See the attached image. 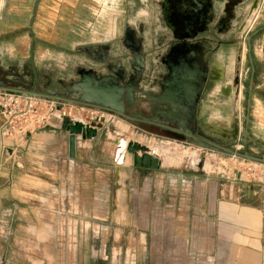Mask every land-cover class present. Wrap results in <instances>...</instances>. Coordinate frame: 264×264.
<instances>
[{
    "label": "crops",
    "instance_id": "obj_1",
    "mask_svg": "<svg viewBox=\"0 0 264 264\" xmlns=\"http://www.w3.org/2000/svg\"><path fill=\"white\" fill-rule=\"evenodd\" d=\"M176 1L0 0V67L27 66L39 76L49 71L52 77L47 85L56 89L58 80H73L83 67H103L105 62L97 55L105 53L114 62L129 54L124 43L126 25L137 32L143 29V42L146 40L148 49L156 48L160 63L174 32L181 30L182 15ZM254 2L246 0L244 12ZM212 4L208 28L197 29L195 40L213 42V51L202 60L215 65L214 84L201 101L199 118L215 123L230 118L239 22L224 27L222 2L214 0ZM240 77L237 110L249 114V130L256 135V113L264 110V0H259L257 14L244 32ZM45 81L41 78L36 86L41 89ZM66 125L64 119L56 118L53 130H37L15 138L18 141L10 145L5 143L8 158L21 163L23 179L39 185L24 184L21 190L23 199L29 198L27 203L22 200V213L38 217L37 223L30 221L28 225L43 232L61 231L60 245L77 247L89 242L86 235L94 227L101 232L114 230L115 215L120 222L118 238L96 243L105 248L106 257L124 251L125 234L133 230L143 238L141 248L152 247L151 264H161L164 254L158 253L163 248L167 264L173 257L182 264H263L264 169L262 180H244L184 171L174 175L163 169V164L158 170L135 168L129 154L118 163L116 147L112 153L100 152L101 141L111 135L108 122L98 124L102 134L96 139L78 136L76 157L70 159ZM199 167L204 170L201 163ZM94 173L97 178L92 177ZM98 183L106 191L94 189ZM176 192L181 196L179 201L177 195L172 196ZM35 196L37 203L30 201ZM16 197L14 191L9 195L11 205L19 202ZM79 231L85 239L78 238ZM107 261L104 258L101 263Z\"/></svg>",
    "mask_w": 264,
    "mask_h": 264
},
{
    "label": "water",
    "instance_id": "obj_2",
    "mask_svg": "<svg viewBox=\"0 0 264 264\" xmlns=\"http://www.w3.org/2000/svg\"><path fill=\"white\" fill-rule=\"evenodd\" d=\"M177 1L180 8L176 9L182 15L181 30L174 32V39L167 45V55L160 58V63L166 68L165 72L161 71L159 56L155 54L156 48L149 50L145 44L146 40L143 42L146 38V35L143 36V29L140 27L137 32L126 25L124 43L129 47V54L118 57L114 62L108 60L105 53L97 55L96 57L105 62L103 67H83L76 72L77 76L73 80H58L59 88L56 89L47 85L52 77L49 71L39 76L35 69L27 66H10L6 69L0 67V91L45 98L57 102L58 107L62 104H73L95 108L125 121L139 123L141 128L165 130L210 151L234 155L264 165V155L237 150L235 147V143L244 145L248 142L264 147V143L249 130V114L237 110L242 91L240 65L244 32L257 14L259 0H255L246 13L242 9L246 0H220L225 14L222 18L224 27H231L232 22L237 21L239 25L235 35L237 50L231 87L230 118L215 123L199 118L201 101L214 84L215 65L202 60L204 55L213 51V42L195 40L197 29L208 28L214 0ZM249 40L250 37L246 38L248 44ZM41 78L46 81L42 88L38 89L36 83H39ZM249 90L251 91V85ZM141 105L148 112H143ZM134 108L139 111L131 114L126 112L127 109ZM241 121L244 122L243 127ZM100 128L99 125L84 122L79 118L68 122V157H76L78 136L83 139H96L102 134ZM53 129V126L48 125L39 131ZM127 154L131 155L135 168H161V157L135 140L128 141L123 152L116 150L118 163H123Z\"/></svg>",
    "mask_w": 264,
    "mask_h": 264
},
{
    "label": "rangeland",
    "instance_id": "obj_3",
    "mask_svg": "<svg viewBox=\"0 0 264 264\" xmlns=\"http://www.w3.org/2000/svg\"><path fill=\"white\" fill-rule=\"evenodd\" d=\"M246 13V12H245ZM242 58V55H241ZM243 95V94H242ZM245 97V94H244ZM141 105L143 112H148ZM255 132L256 136L264 143V110H257ZM79 119L84 122H94L97 125L104 122L109 123L110 134L108 138H103L100 145V152L102 154L115 151V140L117 138H124L127 141L138 140L139 143L148 146L151 151L156 147H160L161 159L163 169L169 170L170 173L177 175L178 172L184 171L187 174H210L215 176H223L225 178H243L244 180H262L264 165L247 160H243L234 155L217 153L208 149L199 147L189 143L185 138L176 137L166 134L161 130H154L150 127H140L139 123H131L118 118L108 112L97 109L78 110ZM98 117L100 122L96 121ZM64 122L68 120L64 118ZM259 122V124H258ZM119 124L125 125L127 130L121 132ZM107 125V124H106ZM138 126L140 129H136ZM244 122L241 121V127ZM252 131V132H253ZM119 133L116 136L115 133ZM13 141H18L15 138L5 140V143L11 144ZM20 141V140H19ZM237 150L248 151L258 155H264V147L261 144L248 142L247 144L235 143ZM158 153V152H157ZM115 158V156H114ZM13 161L8 158L6 149L2 150L0 157V264H102L101 260L107 258V264H151L148 262V257L153 251L152 247H140L141 235L139 232L133 230L126 232V247L124 251H116L113 253L115 257H106L105 248L98 244L101 241L107 242L114 238H118L117 217L113 216L114 230L101 232L97 227L93 231H88L86 238L89 242L77 247L69 245H60L59 237L64 233L61 231L43 232L37 227L28 225V223H37V215L28 216L21 211L22 200L28 202V197H22L21 190L24 184L28 187H38V183L30 182L23 179L25 174L21 163ZM116 163V159H114ZM199 163L203 169L199 167ZM38 173V170H37ZM97 178L96 174L92 175ZM94 189L106 191V187L98 183ZM14 191L19 199L14 201L11 205L9 195ZM104 193V192H103ZM177 195V200H180V194ZM27 196V195H26ZM176 197V196H175ZM33 198V199H32ZM30 198V201L38 202L37 197ZM18 207L19 210L15 212L9 210V207ZM132 221V219H131ZM131 228L133 229L132 225ZM44 233H47L46 237ZM81 231L78 232V238L81 236ZM85 234V233H84ZM124 234V232L122 233ZM67 235V234H66ZM45 238L48 241H45ZM143 239V238H141ZM55 240H58L55 242ZM98 242V244H96ZM143 242V240H142ZM117 243V242H116ZM103 244V243H102ZM142 244V243H141ZM160 250L158 255L164 254L160 258L161 264H167L165 253ZM153 253V252H152ZM155 253V250H154ZM153 255V254H152ZM155 256V254L153 255ZM146 260V261H144ZM104 264V263H103ZM153 264V263H152ZM169 264H182L178 258L173 257Z\"/></svg>",
    "mask_w": 264,
    "mask_h": 264
},
{
    "label": "built area",
    "instance_id": "obj_4",
    "mask_svg": "<svg viewBox=\"0 0 264 264\" xmlns=\"http://www.w3.org/2000/svg\"><path fill=\"white\" fill-rule=\"evenodd\" d=\"M94 109L81 105L62 104L45 98L35 97L12 91H0V138L2 150L5 140L24 138L27 133L35 132L52 124L56 118H66L72 122L78 117V110ZM98 117L96 121L100 122Z\"/></svg>",
    "mask_w": 264,
    "mask_h": 264
},
{
    "label": "bare ground",
    "instance_id": "obj_5",
    "mask_svg": "<svg viewBox=\"0 0 264 264\" xmlns=\"http://www.w3.org/2000/svg\"><path fill=\"white\" fill-rule=\"evenodd\" d=\"M119 127H120V129H121V132H125L126 130H127V128H126V126L125 125H121V124H119ZM135 141H137L138 142V140H135ZM127 140L126 139H124V138H119L118 140H117V145H116V150L118 149V151H120V152H123L124 151V149H125V147H126V144H127ZM148 147V146H147ZM149 148V147H148ZM150 149V148H149ZM151 150V149H150ZM160 150V147H156L154 150H153V152H155L158 156H160L161 157V153H160V151L162 150V148H161V150ZM158 152V153H157Z\"/></svg>",
    "mask_w": 264,
    "mask_h": 264
},
{
    "label": "flooded vegetation",
    "instance_id": "obj_6",
    "mask_svg": "<svg viewBox=\"0 0 264 264\" xmlns=\"http://www.w3.org/2000/svg\"><path fill=\"white\" fill-rule=\"evenodd\" d=\"M36 88H38V89H40L39 87H37L36 86ZM139 110L138 109H136V108H134V109H127V113H129V114H131V113H133V112H138ZM161 130V129H160ZM162 132H164V133H166V134H170V135H173V133H171V132H168V131H165V130H161Z\"/></svg>",
    "mask_w": 264,
    "mask_h": 264
}]
</instances>
